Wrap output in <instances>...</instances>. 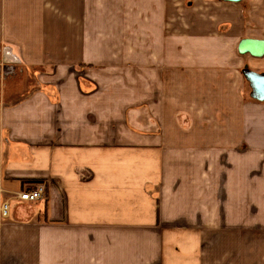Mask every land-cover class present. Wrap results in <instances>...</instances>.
Returning <instances> with one entry per match:
<instances>
[{
    "label": "crops",
    "instance_id": "crops-1",
    "mask_svg": "<svg viewBox=\"0 0 264 264\" xmlns=\"http://www.w3.org/2000/svg\"><path fill=\"white\" fill-rule=\"evenodd\" d=\"M178 1L0 0V264H202L219 225L264 264V0Z\"/></svg>",
    "mask_w": 264,
    "mask_h": 264
},
{
    "label": "rangeland",
    "instance_id": "rangeland-1",
    "mask_svg": "<svg viewBox=\"0 0 264 264\" xmlns=\"http://www.w3.org/2000/svg\"><path fill=\"white\" fill-rule=\"evenodd\" d=\"M201 3L202 2H194V0L193 1H178L176 4L173 3L172 9L170 12L171 17H173L175 14H177L180 16V18H190L191 19V18L197 17L198 16L197 14L202 13V11H204V13H203L204 15L213 16V18H215V19L218 17V15L219 16L222 15V12H223L222 9H219L218 11H215V12L211 11L214 8L213 9L207 8L204 10L202 8ZM205 6H206V4H205ZM174 10L176 12H174ZM119 16H120V14H115L113 17H111L110 14H106L105 12H103L101 14V16L99 17V20L103 23H105L107 21H116L119 19ZM114 18H116V19H114ZM179 24L180 23H178L177 26H179ZM99 25L103 26V24H101V23ZM251 33L257 34L258 32H256V31L252 32L251 31ZM93 37H94V35L91 37V42H92V40H94ZM103 41H104V39H103ZM106 42L108 45H113L115 42L119 43V41H117L116 38H115L113 43H108V38L106 39ZM113 67H115V66H113ZM250 68H253L255 70H260V68L257 65L252 66ZM116 70H118V71H116ZM87 73H89L91 75L103 74V75H111V76H115V75H125L126 76V75L130 74V69H128V68H120V69L116 68V69L110 70L109 72L108 71L99 72L97 70H89ZM249 90L250 89L248 87V84L246 83V85L244 87L245 95L248 94ZM38 185H40V184H38ZM38 185H36V186H38ZM44 192H45V187H44ZM43 195H44V193H43ZM3 204H4V202L0 206V211H1ZM254 213H256V212L252 211L251 215H254ZM199 229H201L203 234L207 236L206 237L207 241L202 244L203 254H200L202 264H216V258H215L216 252L218 255V259H217L218 264H246L245 263L246 260H243L242 254H241V251H242L241 243L238 244L237 242H233V240L231 238V235H233V234L240 235V233H242L241 232L242 228H237V227L235 228L233 226H227V225H223V226L219 225L217 227L215 226L214 228H211L212 231L210 230V227H205V226L199 227ZM250 229L252 230V233H253V230L255 228H250ZM237 230H239V231H237ZM215 231H217L218 233L216 234ZM207 232H209V233H207ZM211 232H213V233H211ZM210 239L213 240V243H210V241H209ZM251 264H252V262H251Z\"/></svg>",
    "mask_w": 264,
    "mask_h": 264
},
{
    "label": "water",
    "instance_id": "water-1",
    "mask_svg": "<svg viewBox=\"0 0 264 264\" xmlns=\"http://www.w3.org/2000/svg\"><path fill=\"white\" fill-rule=\"evenodd\" d=\"M224 1L239 2L240 0ZM237 50L241 54L247 53L252 57H262L264 55V38H242L237 44ZM241 72L250 87L249 96L264 102V72L252 70L247 65H244Z\"/></svg>",
    "mask_w": 264,
    "mask_h": 264
},
{
    "label": "built area",
    "instance_id": "built-area-1",
    "mask_svg": "<svg viewBox=\"0 0 264 264\" xmlns=\"http://www.w3.org/2000/svg\"><path fill=\"white\" fill-rule=\"evenodd\" d=\"M44 187L45 186L43 184H40L34 188L22 190L21 192L17 194V197L20 200H24V201L38 200L43 197ZM7 212H8L7 205L4 203L1 208V213L2 215H6Z\"/></svg>",
    "mask_w": 264,
    "mask_h": 264
}]
</instances>
